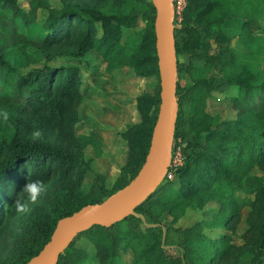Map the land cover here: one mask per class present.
I'll return each instance as SVG.
<instances>
[{"label":"trees","instance_id":"1","mask_svg":"<svg viewBox=\"0 0 264 264\" xmlns=\"http://www.w3.org/2000/svg\"><path fill=\"white\" fill-rule=\"evenodd\" d=\"M127 1L58 0L56 7L50 0H0V109L10 113L7 122L0 118V264L25 262L59 217L102 200L143 161L159 101L154 8L150 0H131L123 12ZM138 18L144 23L133 41L121 43ZM263 22L264 0H185L173 21L178 108L171 152L178 147L182 161L134 208L156 225L132 214L109 226L93 224L72 238L55 264H127L125 253L129 264H264V178L252 171L264 170V79L237 62L230 45L235 38L253 54ZM90 49L102 55L107 70L129 67L138 76L154 75L156 84L135 95L138 118L117 131L126 153L116 174L108 183L106 173L91 172L83 190L90 169L83 148L103 153L99 139L74 131L85 76L69 60ZM179 54L213 66L218 76L181 84L180 72L194 65H182ZM212 89L227 91L233 118L219 120L206 110ZM35 129L43 138L33 142ZM28 180H42L48 190L29 203V213H17L13 203ZM210 201L214 210L205 209ZM243 208L245 227L236 242ZM186 215L189 222L178 223ZM80 237L83 246L75 245Z\"/></svg>","mask_w":264,"mask_h":264},{"label":"rangeland","instance_id":"2","mask_svg":"<svg viewBox=\"0 0 264 264\" xmlns=\"http://www.w3.org/2000/svg\"><path fill=\"white\" fill-rule=\"evenodd\" d=\"M56 7L59 6L58 0H50ZM132 5L129 0L121 4V10L127 11ZM43 11L39 10L38 15ZM143 20L137 19L135 27L127 29L122 34L120 42L133 41V31L143 26ZM256 50L253 54L247 55L243 52V46L236 42L235 38L230 40V45L235 48L237 62H243L249 69L256 71L264 79V22L263 29L256 32ZM212 43L210 52L213 51ZM67 59V58H64ZM69 60V59H68ZM178 60L183 64L192 63L194 65L191 71H182L179 74V82L188 84L192 78L200 75L218 76V72L213 66L204 67L199 60L188 59L187 54H179ZM56 58L55 62H59ZM72 63L80 66L85 78H82V98L78 104V119L74 123L76 133L89 134L100 140L102 155H93V150L88 144L83 148L84 157L90 161V169L86 172L81 188L87 190L91 183L92 173H106L108 183L116 174L118 167L124 162L125 144L117 131L122 129L129 122L137 120V112L134 108V97L142 91H151L156 84V77L138 76L129 67H122L107 70L106 62L102 55L93 49L88 50L81 58L70 59ZM68 61V62H69ZM67 63V60L65 61ZM232 88L229 93L232 92ZM227 91L212 89L206 98V110L218 115L219 120L233 118L235 111L230 106L227 99ZM179 149L178 147L175 150ZM256 174L264 178V170L252 169ZM92 172V173H91ZM24 186V184H22ZM19 188H16L17 192ZM217 204L210 201L205 209L214 210ZM246 208L241 211V219L236 228L234 240L239 242L238 234L245 227L244 216ZM190 220V215L179 220L178 223L184 225ZM83 239L78 238L75 245L83 246ZM88 253L91 254L92 247L86 244ZM122 258L129 264V253L122 254ZM239 264H243L240 262Z\"/></svg>","mask_w":264,"mask_h":264},{"label":"water","instance_id":"3","mask_svg":"<svg viewBox=\"0 0 264 264\" xmlns=\"http://www.w3.org/2000/svg\"><path fill=\"white\" fill-rule=\"evenodd\" d=\"M150 1L154 8L153 31L159 101L143 161L124 185L102 200L86 203L70 214L59 217L46 242L22 264H55L59 253L63 252L72 238L93 224L109 226L132 214L145 226L156 225L146 222L143 214L134 208L158 186L168 172L178 105L175 95L177 71L173 0ZM163 238L164 228L161 241Z\"/></svg>","mask_w":264,"mask_h":264},{"label":"clouds","instance_id":"4","mask_svg":"<svg viewBox=\"0 0 264 264\" xmlns=\"http://www.w3.org/2000/svg\"><path fill=\"white\" fill-rule=\"evenodd\" d=\"M0 118L4 122H7L10 118V113L7 108L0 109ZM33 142L39 141L43 138V133L40 129H35L31 133ZM48 190V186L42 180H28L23 186L22 190L16 196L13 206L17 213H29L31 211L29 203L35 204L38 199L44 195ZM25 194L27 195V201L25 202Z\"/></svg>","mask_w":264,"mask_h":264},{"label":"built area","instance_id":"5","mask_svg":"<svg viewBox=\"0 0 264 264\" xmlns=\"http://www.w3.org/2000/svg\"><path fill=\"white\" fill-rule=\"evenodd\" d=\"M184 4H185V0H173L174 16L177 19L180 18V14L184 7ZM181 161H182V157L179 149L174 150L173 153H171L170 167L180 165ZM166 176L170 177V173L167 172Z\"/></svg>","mask_w":264,"mask_h":264}]
</instances>
